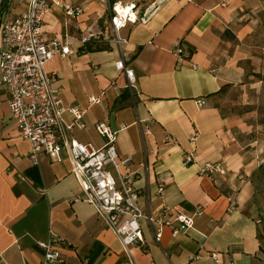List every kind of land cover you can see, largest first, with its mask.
<instances>
[{
  "label": "crops",
  "instance_id": "0c3cea01",
  "mask_svg": "<svg viewBox=\"0 0 264 264\" xmlns=\"http://www.w3.org/2000/svg\"><path fill=\"white\" fill-rule=\"evenodd\" d=\"M83 7L68 16L53 6L43 36L66 40L71 53L55 56L48 71L65 105L84 110L82 129L70 136L97 146L95 124L116 131L120 158H131L135 184L148 191L150 208L193 214L194 226L160 244L143 228L146 251L133 247L138 264H261L257 205L264 202V0H66ZM135 3L146 21L120 31L127 42L110 43L109 7ZM28 0H0V19L25 10ZM91 27L108 48L80 52ZM179 41L182 53H174ZM1 48V34H0ZM133 70L132 91L115 62ZM47 68V67H46ZM99 103L89 104V96ZM0 102V264H43L40 242L64 238L60 264H126V253L93 206L73 201L79 193L70 164L39 153L18 136ZM203 101V103H199ZM70 121L69 116H65ZM191 140V138H193ZM185 152L194 162L183 164ZM203 162L223 173L201 174ZM143 164V165H141ZM164 182L163 194L157 192ZM233 205V207L231 206ZM217 253L215 262L209 252ZM198 254L197 258H190Z\"/></svg>",
  "mask_w": 264,
  "mask_h": 264
},
{
  "label": "built area",
  "instance_id": "2783aa9c",
  "mask_svg": "<svg viewBox=\"0 0 264 264\" xmlns=\"http://www.w3.org/2000/svg\"><path fill=\"white\" fill-rule=\"evenodd\" d=\"M53 6L61 8L68 16L83 12L82 6L66 0H28L25 10L13 18L0 19V102L4 96L16 123L18 136L29 142V157L33 163L38 162L39 153L56 162L66 159L79 188L73 201L91 204L97 216L120 241L126 253V264H138L131 249L137 247L146 251L143 228L151 233L155 243L160 244L165 229L174 237L193 228L194 216L201 214L202 209L198 207L193 214H189L168 206L153 209L148 201L145 206L141 205L139 199L145 193L148 200V191L136 186V172L131 168V158H120L116 148V131L107 122L99 120L95 124L97 133L104 139L101 146L70 136L74 128L85 127L84 110L63 103L55 86V76L46 68L55 56L64 57L72 52L66 40L45 38L42 34L44 16ZM126 6L129 10L124 17L115 3L109 7L113 35L108 41L118 47L127 42L120 31L128 24L137 22L135 3ZM95 37L89 27L81 34L79 42L84 45ZM174 53H182L179 41L175 43ZM115 67L124 72L132 91L133 70L125 66L123 59L116 61ZM88 102L99 103V98L89 96ZM66 115L70 121L66 120ZM194 160L193 152L184 153V165ZM199 171L212 175L223 173V168L219 163L203 162ZM164 189V182H160L157 192L161 195ZM66 245V240L56 235L40 242L43 264L62 263L61 252ZM208 254L218 262L215 251ZM197 257L198 254L190 256ZM149 264L155 263L151 261Z\"/></svg>",
  "mask_w": 264,
  "mask_h": 264
},
{
  "label": "rangeland",
  "instance_id": "374dc122",
  "mask_svg": "<svg viewBox=\"0 0 264 264\" xmlns=\"http://www.w3.org/2000/svg\"><path fill=\"white\" fill-rule=\"evenodd\" d=\"M115 2H113L110 7L114 4ZM127 5V4H126ZM135 12H136V16H137V21H142V19H147L149 17V13L150 12H146V10H143L141 13L135 8ZM52 60H50L46 67L48 69V66H49V63L51 62ZM263 193H264V187H263ZM257 217L260 219L259 221V225H260V229L261 231L263 232L264 234V202L261 203V204H258L257 205ZM261 264H264V259H262V263Z\"/></svg>",
  "mask_w": 264,
  "mask_h": 264
},
{
  "label": "trees",
  "instance_id": "16d2710c",
  "mask_svg": "<svg viewBox=\"0 0 264 264\" xmlns=\"http://www.w3.org/2000/svg\"><path fill=\"white\" fill-rule=\"evenodd\" d=\"M107 45H108V41H103V40H101V38L95 37L90 42H87L86 44L82 45L79 49H80V52L99 51V50L107 49L108 48ZM260 231H261V229H260ZM260 235H261V237H264V234L262 231H261Z\"/></svg>",
  "mask_w": 264,
  "mask_h": 264
},
{
  "label": "bare ground",
  "instance_id": "6f19581e",
  "mask_svg": "<svg viewBox=\"0 0 264 264\" xmlns=\"http://www.w3.org/2000/svg\"><path fill=\"white\" fill-rule=\"evenodd\" d=\"M115 5H116V7H117V9H118V12L120 13V15H121L122 17L126 16L128 10H129V9L127 8V6L124 5V4H122V3H120V2H115ZM133 16H134V15H133Z\"/></svg>",
  "mask_w": 264,
  "mask_h": 264
}]
</instances>
